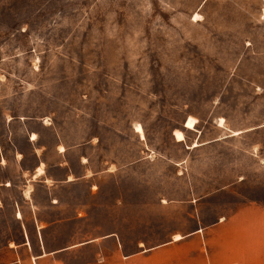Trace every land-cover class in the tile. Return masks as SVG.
I'll return each instance as SVG.
<instances>
[{
  "label": "rangeland",
  "instance_id": "rangeland-1",
  "mask_svg": "<svg viewBox=\"0 0 264 264\" xmlns=\"http://www.w3.org/2000/svg\"><path fill=\"white\" fill-rule=\"evenodd\" d=\"M0 142L97 172L44 247L1 186L0 264H264V0H0Z\"/></svg>",
  "mask_w": 264,
  "mask_h": 264
},
{
  "label": "crops",
  "instance_id": "crops-1",
  "mask_svg": "<svg viewBox=\"0 0 264 264\" xmlns=\"http://www.w3.org/2000/svg\"><path fill=\"white\" fill-rule=\"evenodd\" d=\"M33 134L35 135V138H32ZM36 136L37 135L35 132H31L28 141L31 142L35 140L37 138ZM60 146L62 145H57L56 148H59ZM59 151H64V147L63 150L59 149ZM5 153L6 152L0 153V166L4 165V167L8 162V158L6 157ZM18 157H20V159ZM22 158V151H20L15 155L16 163H19ZM38 159L39 160L37 161L36 165L33 167L32 170L29 168H22L21 165L20 171L15 173L14 176L1 177L2 181H0V187L3 186L4 190L13 192L14 190H16L15 188H17V186H20V188H22V186H25V183L27 182L26 189L17 190L19 192V196L18 198L13 197V202H11L10 205L16 207L14 211L15 218L20 220L22 219L23 212L19 207L26 204L31 207L32 211L36 210V212H34L33 214V218L34 222H36L40 226L38 236L39 239H41L42 245L44 247V230L47 227L48 221L40 219V213H38L39 208H45L46 206L59 204L61 201V197L57 195V191L60 188L64 187V185H73L79 182L81 179H85V181L91 184V187H96V183H94V174H96L97 172L91 166H89L88 157L85 156H80V166L78 171L73 170L69 167H65L64 165H66L67 163L62 161L56 162L54 168L48 169V167L46 166V161L41 160L40 157H38ZM39 169L41 170V172H39ZM48 182H50L51 185H49ZM40 189L43 190L45 194L50 193V195H48L46 199L41 200V198H39L37 195V192ZM3 206H6V200L0 196V207ZM54 222L61 223L59 219L56 221L54 220ZM33 238L36 239L37 236L33 237L29 233L26 234V239L28 240L27 242L30 243V246L31 241L29 240H32ZM81 245L84 244L82 243ZM64 250L61 249L54 251H42L36 254V256L42 257L44 255H49L51 252L60 253Z\"/></svg>",
  "mask_w": 264,
  "mask_h": 264
},
{
  "label": "bare ground",
  "instance_id": "bare-ground-1",
  "mask_svg": "<svg viewBox=\"0 0 264 264\" xmlns=\"http://www.w3.org/2000/svg\"><path fill=\"white\" fill-rule=\"evenodd\" d=\"M135 130H136V132H138L141 135V137H143V132H142V129H141L140 126H137ZM173 136H174L176 141H181L183 139V134H182V132L180 130H174L173 131ZM194 145H196V144H194ZM39 172H41L40 169H39ZM179 238H180V236L176 235L174 237V240L175 239H179Z\"/></svg>",
  "mask_w": 264,
  "mask_h": 264
}]
</instances>
